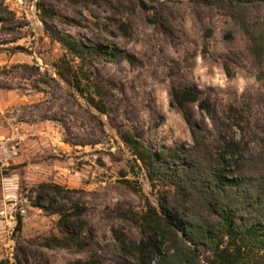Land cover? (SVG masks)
<instances>
[{"label":"rangeland","instance_id":"374dc122","mask_svg":"<svg viewBox=\"0 0 264 264\" xmlns=\"http://www.w3.org/2000/svg\"><path fill=\"white\" fill-rule=\"evenodd\" d=\"M116 1L0 0L9 11L0 14V259L9 263L112 264L115 252L137 262L138 218L147 198L157 202V190L123 130L171 156L193 143V127L202 136L261 148L264 85L233 19L196 0H124L123 12ZM48 26L135 57L91 61L112 93L107 113L58 76L54 63L63 49ZM181 81L197 86L230 127L217 129L197 102L177 106L171 92ZM45 182L62 192L41 188ZM74 203L88 206L80 233L86 248L47 245L63 230L57 210ZM255 259L252 253L244 264Z\"/></svg>","mask_w":264,"mask_h":264},{"label":"trees","instance_id":"16d2710c","mask_svg":"<svg viewBox=\"0 0 264 264\" xmlns=\"http://www.w3.org/2000/svg\"><path fill=\"white\" fill-rule=\"evenodd\" d=\"M196 1L225 11L239 26L248 39L258 79L264 85V14L261 13L264 0ZM114 6L126 11L124 0H117ZM4 12L9 13L7 8H0V14ZM3 20L0 16V21ZM120 25L127 28L125 22ZM47 30L63 49L54 63L58 76L97 111L107 113L112 93L91 61L103 57L119 64L124 59L134 62L135 57L117 46L108 48L88 38L52 30L50 26ZM225 68L230 73L228 64ZM171 93L180 108L197 102L212 117L217 129L230 127L221 120L214 103L202 97L197 86L181 81L172 87ZM192 135L193 143L180 147L171 156L165 149H154L130 130L121 131L123 142L157 190V202L147 198L145 212L138 218L142 237L132 245L137 262L132 263L115 252L110 257L112 264H149L151 260L154 264H244L252 253L256 256L255 264L264 262V138L261 148L253 151L241 141L199 135L194 127ZM125 184L143 193L141 185L134 181L126 179ZM40 187L63 190L59 184L48 182ZM34 205L45 209L40 201ZM87 210L84 203L57 210L63 230L61 235H51L47 245L86 248L80 233ZM23 223V216L17 214L16 229L21 230ZM0 264L13 263L0 259Z\"/></svg>","mask_w":264,"mask_h":264}]
</instances>
